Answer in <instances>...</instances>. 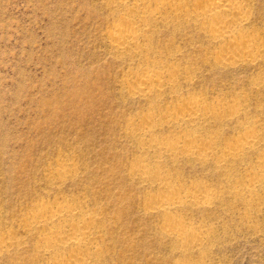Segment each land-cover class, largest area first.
Instances as JSON below:
<instances>
[{"label":"rangeland","instance_id":"obj_1","mask_svg":"<svg viewBox=\"0 0 264 264\" xmlns=\"http://www.w3.org/2000/svg\"><path fill=\"white\" fill-rule=\"evenodd\" d=\"M164 1L182 3L185 13L201 0H143L149 9ZM246 2L249 18L238 35L255 36L261 54L252 63L223 67L213 61L221 50L207 38L202 20L171 16L169 8L127 23L147 24L140 42L145 55L139 56L112 48L107 35L132 6L117 0H0V239L7 241L0 264H50L41 240L46 227L29 221L58 205L94 217L93 245L100 252L93 264H264V202L245 201L249 195L264 199V175L258 186L234 193L247 185V169L264 154V0ZM146 66L173 69L172 87L132 96L131 72ZM187 97L209 107L236 105L234 116L219 110L216 118L186 126L214 137L220 148L255 124L257 152L219 165L216 156L200 162L143 149L130 133L139 117L155 112L153 135L159 139L182 134L164 115ZM141 158L180 184L173 193L200 183L216 196L209 206L183 203L175 211L210 230L199 248L162 232L163 215L148 206L152 194L164 190L132 172ZM7 229L14 231L8 238Z\"/></svg>","mask_w":264,"mask_h":264},{"label":"bare ground","instance_id":"obj_2","mask_svg":"<svg viewBox=\"0 0 264 264\" xmlns=\"http://www.w3.org/2000/svg\"><path fill=\"white\" fill-rule=\"evenodd\" d=\"M122 7L132 6V13L126 12L119 17L121 25L108 32L109 45L116 50H129L132 53L143 56L145 49L140 48V42L146 39L145 28L147 24L134 27L131 23L135 19L156 18L161 15L163 9L169 8L171 16L186 15L201 19L200 25L204 28L207 38L218 44L221 55H213V61L218 66L230 67L238 63H252L261 54V47L257 38L253 35L240 34L248 20L246 0H201L194 2L192 10L184 13L182 3L159 2L149 9L143 0H117ZM132 71L134 79L127 82L132 96L147 97L153 90L172 87L175 81V71L170 68H157L153 70ZM218 107H209L197 97H187L179 105L168 109L165 113V123L182 128V134L159 139L153 135L156 124L154 111L143 113L137 127L130 133L137 137L143 149H152L158 155L165 154L168 157H195L200 162L209 161L216 156V162L221 165L230 162L232 157L240 155L244 151L256 153L260 142L257 136L255 124L244 126V134L227 147H218L212 136L203 135L194 128H188L186 123H195L210 118H216L218 111L223 110L226 115L234 116L238 111L236 105L219 104ZM164 121V120H163ZM184 127V128H183ZM221 152L217 156V153ZM257 165L247 170V185L243 190H249L259 185V180L264 175V154L257 156ZM132 172L141 180L148 181L155 186L162 187L164 191L155 192L149 200V209L163 215L162 232L172 236L180 245L186 248H199L201 242L209 238L210 230L197 227L177 216L176 210L183 203L197 207L209 206L216 196L200 183L193 184L190 188H184L180 193L172 190L179 188L180 184L161 175L160 166L149 163L141 158L132 168ZM153 177V178H152ZM246 205H258L264 202L254 195H249ZM94 217L86 214L82 209L68 208L62 205L53 208L40 209L30 218V224L46 227L41 240L44 244V252L52 255L50 264H93L96 262L100 248L93 245ZM58 223V224H57ZM4 234L11 236L12 229H7ZM6 240L0 239V251L6 247ZM68 248V253H57V248ZM183 264V263H176Z\"/></svg>","mask_w":264,"mask_h":264}]
</instances>
